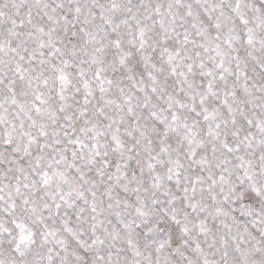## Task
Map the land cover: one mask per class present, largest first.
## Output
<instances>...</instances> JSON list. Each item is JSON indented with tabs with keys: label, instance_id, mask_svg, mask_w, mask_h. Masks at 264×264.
<instances>
[{
	"label": "snow or ice",
	"instance_id": "snow-or-ice-1",
	"mask_svg": "<svg viewBox=\"0 0 264 264\" xmlns=\"http://www.w3.org/2000/svg\"><path fill=\"white\" fill-rule=\"evenodd\" d=\"M0 264H264V0H0Z\"/></svg>",
	"mask_w": 264,
	"mask_h": 264
}]
</instances>
